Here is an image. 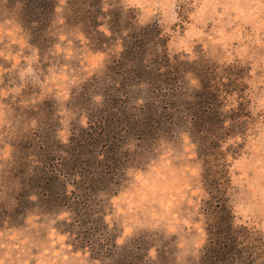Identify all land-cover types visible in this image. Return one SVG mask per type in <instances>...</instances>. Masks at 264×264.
<instances>
[{
	"label": "rangeland",
	"instance_id": "374dc122",
	"mask_svg": "<svg viewBox=\"0 0 264 264\" xmlns=\"http://www.w3.org/2000/svg\"><path fill=\"white\" fill-rule=\"evenodd\" d=\"M54 1L50 27L39 36L20 4L0 0V210L7 209L0 211V264H109L73 244L63 232L64 215L38 206L24 216L8 213L27 160L25 147L38 128L48 123L65 143L75 125H85V108L100 102L99 80L120 50L118 42L93 49L67 1ZM105 1L134 11L139 24L156 22L170 55L212 64L218 72L234 66L249 122L244 137L221 144L223 151L238 146L226 153V193L235 223L264 243V0ZM236 99L227 97L224 110L234 108ZM154 153L127 170L105 220L128 259L198 264L207 237L206 192L195 145L181 133L160 141ZM258 261L264 264V255Z\"/></svg>",
	"mask_w": 264,
	"mask_h": 264
},
{
	"label": "trees",
	"instance_id": "16d2710c",
	"mask_svg": "<svg viewBox=\"0 0 264 264\" xmlns=\"http://www.w3.org/2000/svg\"><path fill=\"white\" fill-rule=\"evenodd\" d=\"M8 1L20 4L22 15L44 35L55 13L54 0ZM66 1L93 49L118 42L120 50L99 80L100 102L85 108V125H75L67 142L62 143L48 123L38 126L25 147L27 160L8 213L24 216L38 206L64 215L63 232L92 257L107 258L109 264H143L144 257L128 259L120 253L105 220L110 198L127 170L146 164L160 141L186 133L195 145L206 192L202 210L207 237L198 264H258L263 240L235 223L226 193V153H235L238 146L223 151L221 144L244 137L249 122L234 66L218 72L212 64L170 55L158 24L137 23L130 9L105 0ZM233 95L237 104L224 110L226 98ZM4 220L0 217V226Z\"/></svg>",
	"mask_w": 264,
	"mask_h": 264
}]
</instances>
